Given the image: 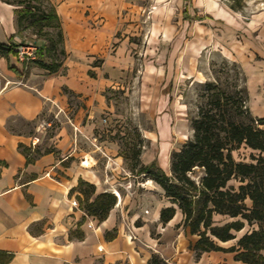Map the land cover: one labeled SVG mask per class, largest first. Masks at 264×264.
Returning a JSON list of instances; mask_svg holds the SVG:
<instances>
[{
  "label": "crops",
  "instance_id": "0c3cea01",
  "mask_svg": "<svg viewBox=\"0 0 264 264\" xmlns=\"http://www.w3.org/2000/svg\"><path fill=\"white\" fill-rule=\"evenodd\" d=\"M130 1L51 0L68 54L56 72L27 66L11 52L0 53V252L12 254L4 264H147L155 253L166 264H247L235 260L232 252H202L194 258L190 245L196 235L187 228L174 231L180 211L176 208L162 224L159 211L170 204L156 198L136 202L127 186L111 185L109 177L122 175L111 166L119 161L118 147L107 140L91 142V118L98 108L92 104L95 93L88 87L87 71L92 69L98 80H110L128 63V40L116 32L129 14L122 16L121 11H132ZM20 36L14 6L0 0V43H16ZM64 88L87 105L83 124L79 111L68 122L61 117ZM50 114L60 124L46 140L53 125L39 131L37 124ZM91 144L99 146L105 159ZM79 178L92 183L96 193H118L103 221L78 207L77 191L68 194ZM79 221L83 237L68 239ZM106 231L113 232L111 238L104 237ZM229 241L217 244L228 247Z\"/></svg>",
  "mask_w": 264,
  "mask_h": 264
},
{
  "label": "rangeland",
  "instance_id": "374dc122",
  "mask_svg": "<svg viewBox=\"0 0 264 264\" xmlns=\"http://www.w3.org/2000/svg\"><path fill=\"white\" fill-rule=\"evenodd\" d=\"M36 2L45 12L51 6L46 0ZM129 8L132 11H121L122 16L129 14L123 28L116 32L128 40V63L110 80H98L92 69L87 71L88 87L95 93L92 104L98 108L92 114L90 138L97 145L107 140L118 147L119 161H111V166L118 167L122 175L109 177L111 185L127 186L136 202L156 198L170 204L161 187L140 173L139 166L155 160L156 166L169 174L171 151L192 138L191 120L205 101L201 96L204 81L218 76L220 86L230 92L244 85L246 99L242 109L245 107L253 119L264 117V0H131ZM20 19L21 40L41 47L33 53L34 58L46 62L67 59L68 54L60 52L61 47L64 49L63 34L62 42H58L52 27L35 23V17ZM52 44L51 50L44 53L42 47ZM93 63L98 66L100 60ZM236 70L242 72L244 83ZM65 89L61 117L68 122V117L73 118L79 111L83 124L87 105ZM48 118L53 120V128L47 129L46 140L60 124L54 114ZM98 148L96 153L105 159ZM257 153L244 144L231 152L234 160L242 162L252 161L251 155ZM155 171V167L151 169ZM201 174V169L195 167L189 175L198 181ZM228 184L237 186L238 181ZM179 216L175 232L186 228L181 223L182 215ZM212 220L214 225H221L233 218L214 213ZM252 228H256L255 222H245L228 244H234ZM150 232L154 237V230Z\"/></svg>",
  "mask_w": 264,
  "mask_h": 264
},
{
  "label": "trees",
  "instance_id": "16d2710c",
  "mask_svg": "<svg viewBox=\"0 0 264 264\" xmlns=\"http://www.w3.org/2000/svg\"><path fill=\"white\" fill-rule=\"evenodd\" d=\"M14 6L17 32L20 31L21 17H35V23L55 29L58 42H62V31L55 7L45 12L40 9L37 0H2ZM36 11L38 14L36 15ZM40 10V11H39ZM14 43H0V53L15 55ZM51 46H43L48 53ZM41 47L38 46L37 49ZM60 52L65 54L61 47ZM36 65L47 73H53L61 66L62 61L46 62L40 58L25 61L24 64ZM244 83L242 72L236 70ZM217 76V75H216ZM218 77V76H217ZM202 83L203 104L198 108L197 116L192 118V138L179 149L170 153L169 174L156 166L155 160L140 165V173H144L163 190L170 205L159 211V221L168 222L175 214L176 208L182 214L181 223L191 235H196L190 245L197 258L202 252L221 251L234 253L233 258L247 264H264V117L252 118L242 103L246 99V87L227 91L220 86L218 78ZM66 92V89H63ZM244 144L258 151L251 155L252 161H236L232 150ZM21 146V145H19ZM138 152H136L137 156ZM156 168L155 173L151 172ZM197 167L201 176L195 181L189 174ZM237 180V186L228 184ZM77 191L75 199L78 207L87 215L103 221L116 203V196L111 191L95 192V186L81 178L71 187L68 194ZM214 213L233 218L221 225H214ZM82 221V220H81ZM77 227L70 231L68 239H81L83 232ZM256 223V228L240 235L234 244L222 247L217 241L235 238V232L244 227V223ZM105 232L104 237H112ZM12 254L0 252V264L10 260ZM147 264H166L156 254H152Z\"/></svg>",
  "mask_w": 264,
  "mask_h": 264
},
{
  "label": "built area",
  "instance_id": "2783aa9c",
  "mask_svg": "<svg viewBox=\"0 0 264 264\" xmlns=\"http://www.w3.org/2000/svg\"><path fill=\"white\" fill-rule=\"evenodd\" d=\"M15 45V56L19 61L25 62L30 59L34 58V52L37 50L38 46L35 44H27V41L24 40H18L16 41ZM55 117V116H54ZM53 125V120L51 119H40L37 124V130L42 131L48 127H51ZM113 194H115V191H111ZM117 195V193H116Z\"/></svg>",
  "mask_w": 264,
  "mask_h": 264
},
{
  "label": "bare ground",
  "instance_id": "6f19581e",
  "mask_svg": "<svg viewBox=\"0 0 264 264\" xmlns=\"http://www.w3.org/2000/svg\"><path fill=\"white\" fill-rule=\"evenodd\" d=\"M154 30H155V29H154ZM156 31H157V30H155V34H157V32H156ZM148 68H149V69H150V68L154 69V67H153V66H152V67H149V66H148ZM149 69H148V70H149ZM117 195H118V193H117ZM118 196H119V195H118Z\"/></svg>",
  "mask_w": 264,
  "mask_h": 264
}]
</instances>
